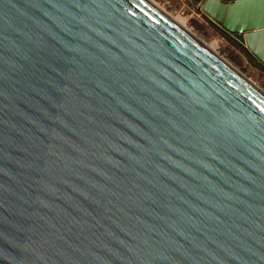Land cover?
<instances>
[{"label": "water", "instance_id": "obj_1", "mask_svg": "<svg viewBox=\"0 0 264 264\" xmlns=\"http://www.w3.org/2000/svg\"><path fill=\"white\" fill-rule=\"evenodd\" d=\"M0 264H264V97L145 0H0Z\"/></svg>", "mask_w": 264, "mask_h": 264}, {"label": "rangeland", "instance_id": "obj_2", "mask_svg": "<svg viewBox=\"0 0 264 264\" xmlns=\"http://www.w3.org/2000/svg\"><path fill=\"white\" fill-rule=\"evenodd\" d=\"M167 14L190 30L199 40L214 46L216 53L264 93V66L248 49L246 42L230 35L203 12L192 0H152Z\"/></svg>", "mask_w": 264, "mask_h": 264}, {"label": "bare ground", "instance_id": "obj_3", "mask_svg": "<svg viewBox=\"0 0 264 264\" xmlns=\"http://www.w3.org/2000/svg\"><path fill=\"white\" fill-rule=\"evenodd\" d=\"M149 5L154 7L164 15L170 22H172L176 27H178L182 32H184L186 35L191 37L194 41H196L202 48H204L212 57L222 62L224 65H226L230 70H232L236 75H238L245 83H247L251 88H253L256 92L261 94L264 97V93L261 92L257 87H255L249 80H247L244 76H242L236 69H234L227 61H225L223 58L219 56V54L216 53V50L214 46H210L206 43H204L202 40H199L190 30H188L184 25L179 23L176 19H174L172 16L167 14L161 7H158L156 3H154L152 0H145Z\"/></svg>", "mask_w": 264, "mask_h": 264}]
</instances>
